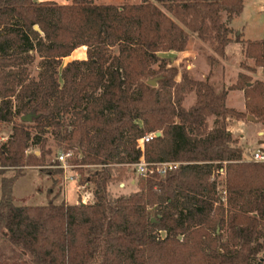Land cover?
<instances>
[{
  "label": "trees",
  "instance_id": "1",
  "mask_svg": "<svg viewBox=\"0 0 264 264\" xmlns=\"http://www.w3.org/2000/svg\"><path fill=\"white\" fill-rule=\"evenodd\" d=\"M64 1L0 0V127L10 125L0 146V264H264V162L227 129V118L250 117L264 143V39L241 41L243 71L220 90L210 73L198 80L159 55L185 51L192 33L223 56L232 42L223 13L239 15L242 0ZM81 47L85 59L61 66ZM235 90L244 111L226 106ZM152 132L160 135L145 144V161L179 165L112 193ZM47 133L93 185V202L14 203L23 170L45 169Z\"/></svg>",
  "mask_w": 264,
  "mask_h": 264
},
{
  "label": "rangeland",
  "instance_id": "2",
  "mask_svg": "<svg viewBox=\"0 0 264 264\" xmlns=\"http://www.w3.org/2000/svg\"><path fill=\"white\" fill-rule=\"evenodd\" d=\"M47 1V0H35ZM60 4L69 3L64 0H51ZM95 3L114 4L117 6L126 3H139L141 0H92ZM242 12L234 16L231 20H227L226 14L223 13L224 22L231 28L232 33L230 37L232 42L225 48L223 56L215 53L212 48L205 42L199 40L194 34L190 33V39L187 46L186 55L166 54L162 57L170 58L171 65L178 67L181 71L183 69L189 71L191 75L198 79L210 73V80L217 90L227 87L236 82L237 75L243 71L240 63L244 60L242 53V40H260L264 39V0H242ZM86 48L81 47L74 50L69 57L62 59V65L74 59H85ZM214 59V62L211 61ZM37 60L34 65H36ZM252 65V61H249ZM253 79L260 78L259 71L252 75ZM180 80V75L176 77ZM241 91V90H239ZM195 94L190 93L186 95L184 106L188 107L193 103ZM226 105L235 110L241 111L243 108L242 95L237 90L230 91ZM215 118H208L207 122L210 128L215 125ZM251 122L246 118L235 119L227 118V129L233 131L232 136L239 137V133L246 136L259 138V125L256 122ZM10 133V125H2L0 127V146L6 142L7 136ZM47 137V145L51 153L46 157L45 169L38 167H28L23 170V176L15 180L12 185V196L16 205H43L49 199L53 198L54 203L67 202L69 204L78 203H91L93 202V185L91 183L81 184L79 172L71 165V169L65 171L61 168L62 163L58 160V155L64 153L61 146L57 143L55 138L49 133L45 134ZM263 137V135H262ZM246 140L248 138L246 137ZM244 145V144H243ZM245 147V145H244ZM36 150L38 147H34ZM256 148L250 146L245 147V156L248 158ZM93 168H87L83 172V176L89 175ZM53 170H56L52 172ZM123 174L120 179L114 180L110 184V190L114 194L130 193L137 189L134 182V187L130 183L132 180L137 181L141 176L132 165L122 167ZM51 171V172H50ZM14 170H6L3 176L6 178L11 177ZM72 176V180L69 178ZM1 178V175H0ZM1 180V179H0ZM66 199V200H65Z\"/></svg>",
  "mask_w": 264,
  "mask_h": 264
},
{
  "label": "built area",
  "instance_id": "3",
  "mask_svg": "<svg viewBox=\"0 0 264 264\" xmlns=\"http://www.w3.org/2000/svg\"><path fill=\"white\" fill-rule=\"evenodd\" d=\"M156 137V133H147L143 137L139 138L137 140V148L141 152V157L139 161L135 164H132V166L135 169V172H137L141 176H147L149 174H157L159 176H165L168 172L175 169L179 163L178 162H160V163H152L148 164L144 159V147L147 142H149L151 139ZM71 153H61L58 155V160L62 163L61 168H63L65 171L68 169H71V165L66 163V159L70 157ZM249 159L253 161H259L264 162V151L261 149H256L254 152L251 153V155L248 157ZM69 178L72 180V176H69Z\"/></svg>",
  "mask_w": 264,
  "mask_h": 264
},
{
  "label": "crops",
  "instance_id": "4",
  "mask_svg": "<svg viewBox=\"0 0 264 264\" xmlns=\"http://www.w3.org/2000/svg\"><path fill=\"white\" fill-rule=\"evenodd\" d=\"M187 53V51H182V52H174V51H169V52H161L159 55L162 57L165 56L166 54H175V55H183L185 56ZM69 57V56H68ZM260 76V74H259ZM238 92H240V94L242 95V100H243V108L241 111H244V96H243V91H239L237 90ZM229 94V93H228ZM228 96V95H227ZM227 100V99H226ZM227 106V105H226ZM228 107V106H227ZM229 108H232V107H229ZM234 109V108H233ZM251 122V125H254V123ZM256 125H259V132H258V135H259V138H254V140H252L251 138L253 137H250V136H246L245 134L243 133H239V141L241 144H244L245 147L248 145L250 146L251 148H256V149H261L264 151V143H262V133H263V130H262V126L261 124L257 123ZM230 133L233 134V131L228 129ZM246 137L248 138V140H246ZM134 182L135 181H131L130 183L132 184V186L134 187ZM66 200V199H65ZM73 204H76V203H73Z\"/></svg>",
  "mask_w": 264,
  "mask_h": 264
},
{
  "label": "water",
  "instance_id": "5",
  "mask_svg": "<svg viewBox=\"0 0 264 264\" xmlns=\"http://www.w3.org/2000/svg\"><path fill=\"white\" fill-rule=\"evenodd\" d=\"M35 28L37 29L36 26H35ZM148 84L151 86H155L156 85V79L149 80ZM21 120L30 122L32 120V114H26V115L22 116ZM248 120L251 121V118L248 117ZM159 135H160V133H156V136H159Z\"/></svg>",
  "mask_w": 264,
  "mask_h": 264
}]
</instances>
